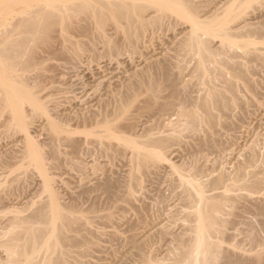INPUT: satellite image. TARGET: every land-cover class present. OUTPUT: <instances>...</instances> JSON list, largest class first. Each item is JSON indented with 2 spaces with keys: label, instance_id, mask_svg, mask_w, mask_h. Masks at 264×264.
I'll use <instances>...</instances> for the list:
<instances>
[{
  "label": "rangeland",
  "instance_id": "rangeland-1",
  "mask_svg": "<svg viewBox=\"0 0 264 264\" xmlns=\"http://www.w3.org/2000/svg\"><path fill=\"white\" fill-rule=\"evenodd\" d=\"M194 1L201 4L202 7H200V14L202 18H204L208 17L209 14L213 15L216 13H219L220 16H224V9L231 0ZM254 3L247 6V10L244 9L245 13L243 15L245 18L247 17L249 21L257 22L264 16V4L260 5L259 3ZM205 10H207L208 13ZM209 10L213 12H210ZM158 14L159 13L153 14V18L155 19L152 18L151 24L146 23L147 25H136L135 27H138L133 28L129 35L125 34L124 31H121L122 29L119 30L121 35L119 32L116 34V27H114L116 24L114 22L113 25L108 21L103 22L105 27L104 24H102V26L105 30L107 29L106 33H109L112 36L111 38H114L112 41L114 40L117 42V39L120 41V43L118 42L120 48L115 50L109 49L100 41L96 47H94L90 42L94 38H99V34L97 35V33L92 31H86V33H84L85 31L80 33L73 32L70 36L72 39L74 38L72 42L80 41V43L86 45L84 50L81 49V53L79 54L80 57L71 56L70 54H73L72 51L67 53V56L62 55L58 57L53 55L55 58L51 57V60L47 53L48 55H43L44 57H49V60L47 58L45 59L47 61L44 64L48 66H45L46 70L44 71V73H46L44 76L47 75V78H42L43 82L40 81L39 83L37 82L36 77H34L36 76V73H30V77L32 76L30 81L35 83V85L33 83L32 86L34 89L36 83L37 85H44V80L46 81L47 79L46 82L49 80L50 83L45 82L46 85L48 84L47 86H37L38 88H42L43 91H41V89L38 90L37 88L36 90L40 91V93L37 91V93H39L38 95L42 98L40 100L45 104L47 103L46 105L51 109H49L51 111V114L50 112L49 114L52 116L53 113H55L52 116L54 119L52 117L51 119H56L55 121L58 119L59 122H63V129L65 130L62 134L63 137L61 138L62 140L64 138L63 141L58 138L53 141L50 132L51 124H49V117L46 118V115L43 114L42 116L35 113H32L33 115L30 114L32 106L30 111V106L26 105V109L29 107L28 109L30 113L28 112V109L27 112L29 113V116L31 115L30 121L34 120L32 122L28 120L30 122L29 126H31L29 132L34 138V141L39 143V146H41L40 149L42 148V151L45 154L46 169H48L45 171L46 173L43 172V174L46 175L48 173V178L42 174L43 170L40 171V169H37V166L35 167L32 163H29V159H27L30 158L29 156L25 157L27 152H24V150H26L24 148H26L25 146L28 141L25 139L27 138V134L18 127H11L12 129L9 127L8 123H10L9 118H11V114L8 110H6L8 112H5V110H3L4 113L0 112V202L2 201L0 203V264L8 263L9 254L4 248V243L9 237L8 234L6 237L5 231L7 230L6 226L10 224L11 219H13L12 217H14L16 213V211L13 210L21 211L20 208H22L21 215L27 216L33 211L35 212L39 206L38 203L41 205L49 201H53L54 205L59 201L58 204H62L61 207H66V210L67 207H72L71 214L74 217H83V219L87 220V223L85 222L82 226L78 224L79 222H77L78 220L76 219L77 221L74 222L73 226L66 230L68 236H73L79 241L78 246L70 242L69 245L66 244V247L63 248L64 252L67 254L65 259L66 264H185L190 259L187 257L186 253L193 244L192 235L195 236V234L192 232L191 228H193L192 226L195 223L191 224L194 222V220L192 221L193 217L191 218V216H188L189 212H192L193 208L191 209V206L193 204L191 203L190 205L186 200L185 187L183 186V188L180 184V176L182 175L183 177L186 176L191 179L195 184H200L201 182L205 185L207 183L205 186L200 185L201 187L204 186L206 195L218 196L222 193L224 195L225 192L226 195L230 196V194H232L234 196L230 197H233L235 201L231 200L232 202H228L225 206V212L224 210L222 212L227 215L224 214V216L221 213L223 215V218H221L225 219L223 224L224 230H222L224 233L222 234L221 232L211 236V240L219 242L222 246V250L217 254L218 258L216 264H231L228 260L229 257H232L235 260H249L258 255L264 257V59H262V57H264V53L262 54V52H264L262 51L264 50V36L261 37V39L258 37V40L254 36L256 40H254L255 45L252 46L255 49L257 47L261 49L258 50L262 51L261 54L263 56L260 55L261 57H257L256 53L253 54V51L250 54H244L245 52L242 53L243 51H234L241 50L242 47L237 49L238 47L236 48L235 46L233 48H227L228 50L226 49V53L233 54L236 52L237 60L241 62L245 60L243 62L245 67L251 71L249 70L250 74L246 75V78H236L235 80L239 87L238 90H236L238 96L241 98L240 101L230 105L231 107L228 106V109L225 108L226 111L224 109L223 111L217 110L218 112L214 110L215 113L217 112L216 114L219 115L218 117L221 124L218 123L216 125V128H214L215 130H213L214 133H210L209 140H207L208 136L206 134L209 133L207 132V126H204L206 125L205 121V124H203V122L202 125L200 124V127H198L200 130L197 128L196 131H193L192 129L188 130V128H184L186 126L184 123L185 121L183 120V117L181 119L179 116L180 114H177L178 112L180 113L179 106L182 105L179 99L176 98L175 100H177V102L179 100L180 102H171L172 104L170 103L168 106L172 107L170 109H168L169 107H166L167 110H165V107H163L164 105L162 106L165 101L163 96L166 97L170 93L168 88H165L163 89L165 91L162 90L160 92V96L164 98L160 100L162 104L157 102L156 105L154 103V106H149L150 108L147 109V111L144 110L145 112H139L141 114H138V123L136 122L132 129H127L126 126L124 127V120H120L122 126L121 123H118L120 121H115L117 122V126L120 125V129L117 128L119 134L125 129V133L123 132L120 135H124V137L128 135L127 138L130 136L131 139H129L134 142L136 139L137 141L142 142L144 139V136L142 135L145 134L146 131L153 135V137H159L158 135H160V137H165L166 135L171 136L172 132H174L175 126L177 127L184 123V127L179 126V128H181L179 129L181 130L179 133L182 134L180 135L178 133L180 138L178 137L179 139L176 140V142H170L168 146H166V151L165 149L162 150L165 154V159L167 157V160H154L155 164L152 160V164L148 163L149 165H145L143 163V165H141V161L136 162V160H133L134 158L132 159V153L135 151V147L133 148L134 150H132V145H128V148L127 144L126 146L125 144L121 145L119 140L115 141L116 139H112V143L111 139L103 138L106 140L105 142L103 141V144L109 141L108 144L110 143L111 146L115 147L112 148V150L109 148V150L105 149L103 151V147L101 148L100 146L102 145V141H100L99 144V136L92 135L94 134L92 132L90 134L87 132L92 126H89L90 128L87 127L88 124L86 126V122H83V120L92 112H95L94 114H96L98 111L100 112L101 109L103 111L102 105L106 102L105 99L108 100L111 94L110 91L114 90L111 89V87L116 89L117 86H120L118 84L127 82L126 80L128 78L130 79V77H134V74L139 73V71L146 68H155L156 66L162 65L169 66L172 75L179 76L181 73L182 77L180 75V78H182L183 82L180 81V84L183 83L182 86L185 85L187 87V90L192 94V97L195 95L193 97L194 99L201 96V94H205L203 92L206 89L203 88H208V85H205L204 78L202 79L199 77L201 79L199 81L198 75H196L198 74L196 69L198 63L196 61L199 57L198 55L196 56V53L189 50L191 48L186 44V39L189 32H191V22L184 19L185 17H182V15H177L178 13H171L170 16H166L168 21L165 17H163L164 21L162 18L159 20V17L161 16H158ZM156 20L159 22L157 23ZM233 25L238 26L237 23ZM122 32L124 33L123 35ZM113 33L114 35H112ZM76 34L77 36H75ZM207 35L208 34H204L205 38L210 41L214 50L218 49L219 46L221 49L224 47L223 43L221 44L220 42L221 40L223 42L222 38L216 36H214L215 38L210 36V38L208 37L209 35ZM250 38L253 40V37H246L245 40H250ZM239 39L243 40L242 38ZM94 42H96L95 39ZM258 42L261 43V45L258 44ZM66 44L71 43L67 42ZM41 53L43 54L44 52ZM242 55L244 57H242ZM212 63L210 64L211 66L213 65ZM178 64L179 66L181 65L182 68H185L186 65L187 68H185L183 72H180L178 67H176ZM53 66L54 69L56 68L55 70L53 69ZM193 66H195V68ZM220 67L222 70L224 68L223 71L221 68L219 69V73L221 70L222 77L223 74L226 73L228 76L225 75L226 77L223 79L218 74L219 78H216L215 76H217V73L215 74L214 81H217L215 84H217L219 88L225 86V79L230 77L231 74L229 72L230 69H228L226 65H220ZM217 70L218 69H216V72H218ZM193 73L195 75H193ZM193 76H197V79ZM120 80H122V82ZM238 91L242 93L240 94ZM1 94L2 93H0V98L2 97ZM145 95L146 94L139 97V100L137 101V103L140 104L139 106L142 105L140 100L142 99L143 101L146 98ZM228 95L230 96V93H228ZM192 103L189 104L191 106L187 105V107L192 108ZM185 104L184 106H186ZM135 106L133 107V111L130 113L129 118L136 114L137 111L135 110L137 108ZM182 107L183 106H181L180 109ZM85 111H87V113ZM141 115L142 117H140ZM83 116H85V118ZM65 117L67 120L68 118L70 120L72 117V120L67 121ZM81 118L84 119L82 120ZM86 120L88 119L86 118ZM79 121L81 122V125H79ZM163 124L167 125L164 127ZM44 125H46L45 128ZM47 126L48 128H46ZM126 129L129 130V132ZM144 129L146 131H144ZM171 129L173 130L171 131ZM67 132L69 133L65 134ZM78 132H81L82 134H77ZM67 135L68 137L73 136V138L67 139ZM206 136L207 139H205ZM139 138L140 140H138ZM70 139L73 142L69 141ZM25 140H27L26 143ZM206 140L208 144L204 145L202 141L206 142ZM143 145L145 146L144 143ZM143 145L141 144V146ZM55 148H57V153H54L53 151ZM149 149L154 150L153 147ZM254 158L256 160H254ZM14 160L16 162L19 160L18 163L20 164V167H18L19 164ZM252 162L255 163L254 166L252 165ZM2 167L5 168L3 169ZM238 167L240 170L242 167V169L247 171V176H245L247 179L250 178L252 180L255 173H257V177L260 176L259 178L262 179V186L255 191L252 190L253 192H251L250 189L248 190V187L243 188V185L247 180L243 177L240 178L242 179V182L240 179L239 182H237L239 177V175H237V173L239 174ZM221 174H224V176L227 175L228 178L231 177V180L226 179L225 177L226 182L223 183L224 185L228 182H235L232 178H235L236 175L238 176L236 177L237 183L230 184L231 187L229 186V183L228 185L226 184V188L228 186L227 189L225 186L223 187V184L218 187L209 183L211 181L213 182L214 179L221 176ZM43 178L48 179V183L45 182L46 180ZM12 180L14 182H12ZM8 181L9 183H7ZM104 181H113V189L110 192H106V190L102 188V185H100L101 183L103 184ZM98 183L101 187L98 186ZM46 185L50 187L47 188L45 187ZM236 185H239V187ZM212 186L214 188H212ZM92 188L96 190L94 191ZM129 190H131V193ZM235 195H238V198ZM220 199L221 197L219 200ZM56 200L57 202H55ZM16 203L18 204L16 205ZM195 204L193 207L197 205ZM11 205L14 208H12ZM19 205L21 206L19 207ZM23 207L27 208L24 210ZM23 211L25 212L24 214ZM219 216L221 215L219 214ZM220 225L223 227L222 223Z\"/></svg>",
  "mask_w": 264,
  "mask_h": 264
},
{
  "label": "bare ground",
  "instance_id": "bare-ground-1",
  "mask_svg": "<svg viewBox=\"0 0 264 264\" xmlns=\"http://www.w3.org/2000/svg\"><path fill=\"white\" fill-rule=\"evenodd\" d=\"M207 1H209V0H207ZM210 2H212V1H210ZM254 2L259 3L260 5L264 4V0H231L227 4V7L224 6L225 7L224 12L225 13L222 12L224 14V16L221 15L222 16L221 17L219 13L217 14L215 12L216 14H213V15L209 14V16L204 17L205 18L204 19V18H202L201 14H200L201 13L200 7H202L201 4L199 2L194 1V0H0V93H2L1 94L2 97L0 98L1 99L0 110H2V111H0V112L4 113L3 110H5V112L9 111V113L11 114L10 115L11 118H9L10 123H8L9 127L10 128L11 127L12 128L18 127L20 129H22L27 134V138H25V139H27L28 141L25 140V143H26V141H27V143L25 146L26 148H24V149H26V150H24V152L26 151L27 154H26V156L24 154V156L25 157L29 156L30 158H27V159H29V163L30 164L32 163V165L33 166L35 165V167L37 166L38 167L37 169H40V171L43 170L42 171V174H43V172L47 171V169H48V168L46 169L45 154L43 153L42 148L40 149L41 146H39V143H36L37 141H34V138L31 136V134L29 132L30 131L29 128L31 127V126H29L30 122L34 121V120L30 121L31 115L29 116V113L31 111V106H32L33 112L31 111L30 114L35 113L37 115L40 114L41 116L43 114V115H46V118L49 117L48 119H50L49 120L50 123L49 122L48 123L51 124V126H50L51 130L50 129L49 130L52 134L53 141H55L54 139L57 140V138L60 140L63 137L62 134L65 130L63 129V126H64L63 122H59L58 119H57V121H55L56 119L53 120L54 118L52 116L55 113H53V115L51 116L50 115L51 109L48 108V106L46 105L47 103L45 104L44 102H42L40 100L42 98L38 95L40 93V91H38V90H40V89H41V91H43V90H42V88H38V87L41 86L42 84H38L39 85L38 86L36 83L35 89L32 87L34 82L32 83V81H30L32 79V76L30 77V75H31L30 73L35 72L36 76H34V74H33V76L36 77L37 82L40 83V81H42L45 77L47 78V75L44 76V74H46V73H44V71L46 70V67H48L47 65H44L47 61V60H45L46 58L47 59L49 57L55 58V56L59 57L62 55L67 56L68 55L67 53L72 52V51H73V54H70L71 56L80 57L79 54L81 53V49L84 50V48H86V45L83 43H80V41L79 42L78 41L72 42V40H74V38L72 39L70 36H71V33H73V32H79L80 33V32L85 31L84 33H86V31H89V32L92 31L94 33H97V35L99 34L100 36L98 35L99 38H94L96 42H94V39L90 42L94 45V47H96V45L100 41L103 44H105V46L108 47L109 49L115 50V49L120 48V45H119L120 41H118L117 38H116L117 42L114 40L112 41V39H114V38H111L112 36L109 33H108L109 35L106 33L107 29L106 30L104 29L105 24L103 22L108 21V22H111L112 25L115 23L116 25L114 27H116L115 28L116 34L119 32V30L122 29L121 31H124L125 34L129 35L130 32H132L133 28L138 27V26L135 27L136 25L140 26V25H143L146 23L151 24L152 23L151 20L154 17V15H153L154 13H159L158 16L159 15L161 16V17H159V20H160V18L163 19V17L166 18V16H170L171 13H173V14L178 13L177 15L180 14V15H182V17H185L184 19H187V20H189V22H191L190 23L192 25V26H190L191 30L189 29L191 32H189V35L187 34L188 35V37L186 39L187 42L186 41L185 42H186L187 46H189V48H191L189 50L196 53V56L198 55V57H199V59H198L199 62H198V60L196 61L198 63V65L196 63V65H197L196 69L198 72V74H196V75H198V78L199 77L202 79L204 78L205 79V81H204L205 85H208V88H203V89H206L203 92L205 94H203V95L201 94V96L196 97L194 99L193 97L195 95L192 97L191 96L192 94L189 93V91L187 90V87L185 85L182 86L183 83L180 84L181 83L180 81L183 82L182 78H180L181 73L179 76L178 75L177 76L172 75V72H170L171 69L169 68V66H165V65L156 66L155 68L151 66L152 68H149V69L146 68L147 70L146 69H144L142 71L138 70L139 73H136V74H134L135 73V71H134L133 74L135 76L134 77L129 76L130 79L126 78L127 82L124 81L125 83H123L122 80H120L122 83L118 84L120 86L116 85L117 86L116 89L111 87V89H114V90H112V91L109 90L111 93L109 96V99L108 100L105 99L106 102L103 101L104 102L102 105L103 111L101 109L102 106L100 105L101 106L100 112L98 111V113L94 114L95 112L91 111L93 114L91 113L92 114V115L90 114L91 116L87 115L88 117H86V118L88 120H86L85 116H83L85 118V119L83 118L84 120L81 118L83 120V122H86V126L88 124L87 127H89V126L93 127V129H92V127H91V129H89L90 128L89 127L88 128L89 131H87V130L86 131L89 134L92 132V133H94L92 135H95V136L98 135L99 136V144H100V141H102L101 143L103 146L102 145H100V146H101V148L102 147L104 148V149L102 148L103 151L105 149L109 150V148H110V150H112V148H115L114 146H111L110 143L108 144L109 141H107L106 143L103 144V141L104 142L106 141V140H104L105 138H108L111 140L116 139L115 141L119 140L120 141L119 143H121V145L122 144H125V146H126V144H127V146L132 145L133 146V147L131 146L132 150H134L133 148L135 147V151H134L135 154L132 153V155H133L132 159L134 158L133 160H136V162L141 161L140 162V163H142L141 165H143V163L145 165H149L152 160L153 161L154 160L155 161L156 160H160V161L164 160L165 161V160H167V157L165 159V154L162 152V150L165 149V151H166V149H167L166 146H168V144L170 142H172V143H173V141L176 142V140H178L180 138L179 136L182 134L179 133V132H181V130H179V129H181V128H179V126H183L185 123L186 126L184 125L185 126V127L183 126L184 128H188V130L192 129L193 131H196V129L198 127H200V124L202 125V123L205 121L206 125H204V126H207V130H208L207 132H209V133H206L208 136V139H207V136L205 139L209 140L210 133H214L213 132V130H215L214 128H216V125L218 123H220L219 117H218L219 115L216 114L218 112L217 110L223 111V109L225 110V108L228 109L227 108L228 106L236 103L237 101H240L241 98L237 94V90L239 87L236 84L237 82L235 80H236V78L237 79H239V78L242 79L243 77L246 78L247 77L246 75L250 74L249 73L250 69L245 67V64L243 63L245 60L243 62L237 60V58H236L237 53L236 52H235L236 53V55H235V53H233V52H232L233 54H230L228 52L226 53V51L228 50L227 48H233L236 46V48L238 47L237 49L242 47L243 50L241 48V50H234V51H237V52L243 51L242 53L245 52L244 54H246V53L250 54L253 51V54L256 53L257 57H261L260 55H262L264 53V52H262L264 50L258 51L261 49L258 47H257L258 49L257 48L255 49L252 47L253 45H255V41H254V40H256L255 38H257V40H258L259 38L261 39V37L264 36V16H263V18L261 17V19L259 21L252 22V21H249L247 17L245 18V16L243 15L245 13L244 9L247 10L246 7L253 4ZM204 6H206V5H204ZM208 6H209V4H208ZM210 6H211V3H210ZM220 10H221V8H220ZM258 10H260V9H258ZM205 11H207V10H205ZM210 12H213V11H210ZM207 13H208V11H207ZM153 19H155V18H153ZM257 20H258V18H257ZM163 21H164V19H163ZM167 21H168V19H167ZM158 22L159 21H157V23ZM236 23L238 26L233 25ZM102 24H104V27L102 26ZM143 27H145V26H143ZM94 33H93V35H94ZM124 33L122 32V35ZM119 34L121 35L120 32H119ZM204 34H208L209 35V36L207 35L208 37L212 36L213 38H215L214 36H216V37L222 38L223 42H222V40L220 42H221V44L223 43L224 49L223 48L221 49L219 46L218 49L214 50V48L210 44V41L207 38H205ZM112 35H114V33ZM75 36H77V34ZM254 36H255V38H254ZM246 37L247 38L253 37V40L251 38H250V40L249 39L245 40ZM239 38H242L243 40H241ZM70 39H71V41H70ZM79 40H81V39H79ZM67 42L71 43V44H66ZM256 43H257V41H256ZM258 44L261 45V43H259V42H258ZM59 45H60V47H59ZM41 52H44V53L42 54ZM261 52H262V54H261ZM47 53L49 54V57L48 56L44 57L43 55L44 54L46 55ZM115 53H116V51H115ZM53 55H55V56H53ZM242 57H244V56L242 55ZM262 59H264V57H262ZM51 60H52V58H51ZM254 61H257V60H254ZM249 62H250V60H249ZM211 63L213 64L212 65L213 67L210 65ZM216 63H217V66H216ZM214 64H215V66H214ZM220 65L221 66L226 65L227 68L230 69L229 72L231 73L230 74L228 72L230 74V77L225 79L226 84L224 83L225 86H223V87L221 86V88H219L218 85L215 84V82H217V81H214L215 74L217 73L216 74L217 76H215L216 78H219V76H221V78H223V79H224V77H226L228 75H226L227 74L226 73V74H223V77H222V74H221L222 68L220 67ZM249 66H250V63H249ZM51 67H49V68H51ZM176 67H178L180 72H183V70L185 68H187L186 65H185V68L184 67L182 68V66L181 65L179 66V64ZM193 67L195 68V66H193ZM215 67H217V68H215ZM220 68H221V70L219 73ZM53 69H54V66H53ZM142 69H143V67H142ZM216 69H218L217 70L218 72H216ZM223 70H224V68H223ZM218 74H219V76H218ZM193 75H195V74L193 73ZM181 77H182V75H181ZM193 77L196 78L197 76H193ZM200 78H199V81L201 80ZM46 81H47V79H46ZM46 81L44 80V85H42V86L46 85L45 84ZM48 82H49V80H48ZM48 82H46V83H48ZM240 82H242V81H240ZM243 82H245V81H243ZM184 83H188V82H184ZM116 84H117V82H116ZM219 84H221V83H219ZM34 85H35V83H34ZM114 85H115V83H114ZM236 85H237V87H236ZM189 87H190V85H189ZM36 88L38 90H36ZM165 88H168L170 93L166 97L163 96L165 98V101L163 100L164 102L162 101L163 102V104H162L160 100H162L164 98H162L160 96V94H161L160 92ZM43 89H44V87H43ZM37 91L39 93H37ZM163 91H165V90H163ZM228 93H230V96L228 95ZM144 94H146L145 95L146 98L143 101H142V99L140 100L142 105L139 106L140 104H138L137 101L139 100V97L141 95H144ZM176 98L181 101V104H182L181 106H183L181 109H180L181 106H179L180 113L178 112L177 114H180L179 116L181 117V119L183 117V120L185 122L182 120L184 122V123L182 122L183 125L177 124L178 125L177 127L174 125L175 126L174 132H172L171 136L166 135L167 137L166 136L160 137V135H158L159 137H156V136L153 137V135L149 134V132H147L144 129V131H146L147 133L145 132V134L142 135V136H144L143 137L144 139L142 140V142L137 141V139L134 142L133 140H130L131 139L130 136L127 138L128 135L126 137H124V135H120L121 133L124 132V130H125L124 128H122V129H124L123 132H121L119 134V131L117 128H119L120 125L117 126V124H116L117 122H115V121L124 120L125 121L124 127L126 126L127 129H130V128L132 129L134 127V125L136 124L137 120L139 119L138 114H141L142 113L141 111H143V112L147 111V109L154 106L153 105L154 103L157 105V102L162 104V106L164 105L163 107H165V110H167L166 107L168 108L169 107L168 105H170L171 102H174V101H176V103L180 102L179 100L177 102V100H175ZM193 99H194V102H193ZM182 102H184V103H182ZM191 103H192L193 107L192 108L187 107V105H189ZM184 104L186 106H184ZM26 105L30 106V111L28 109L29 107H27L29 113L27 112ZM135 105H137V106H135ZM177 105H180V104H177ZM134 106L137 108L135 111H137L138 113L136 112L135 115H133L132 117L129 118V115L133 111ZM175 106H176V104H175ZM189 106H191V105H189ZM171 107H169L168 109H170ZM6 110H8V111H6ZM163 110H164V108H163ZM214 110H216L217 112L215 113ZM49 112H50V114H49ZM85 112L87 113V111H85ZM88 112H89V110H88ZM139 112H141V113H139ZM175 112H177V111H175ZM51 117L53 119H51ZM89 117H90V119H89ZM140 117H142V115ZM71 118H70V120H72ZM65 119H66V117H65ZM61 120H62V118H61ZM68 120H69V118H68ZM67 121H66V123H67ZM205 122L203 124H205ZM74 123H75V121H74ZM80 123L81 122L79 121V125H81ZM118 123H121V121ZM176 123H177V121H176ZM167 124H169V123H167ZM167 124H165V125H167ZM46 125H44V128ZM84 125H85V123H84ZM165 125H164V127H165ZM72 126H74V125H72ZM121 126H122V123H121ZM142 126H144V125H142ZM147 127H148V125H147ZM46 128H48V126ZM90 130H92V131H90ZM139 130H143V129H139ZM172 130L173 129H171V131ZM199 130H197V131H199ZM127 131L129 132V130H127ZM152 132H150V133H152ZM68 133L69 132H67L65 134H68ZM80 133L81 132H78L77 134H80ZM178 133L180 135H178ZM77 134H75V135H77ZM128 134H130V133H128ZM164 134H167V133H164ZM133 135H134V133H133ZM66 137H67V139L73 138V136L68 137V135ZM88 139H87V141H88ZM63 140H64V138H63ZM85 140H86V138H85ZM92 140H94V139H92ZM138 140H140V138ZM207 140H206V142L202 141L204 143V145L208 144ZM212 140H213V137H212ZM69 141H72V140L70 139ZM97 141H98V139H97ZM112 143H113V140H112ZM143 143L145 144L146 147L143 145ZM75 144H76V140H75ZM141 144L144 146V148H143V146H141ZM138 145H140L141 147ZM201 145H203V144H201ZM116 146H118V145H116ZM129 146H128V148H129ZM152 147L154 148V150L149 149ZM124 148H126V147H124ZM156 148H159V149H156ZM116 150H117V147H116ZM126 150H128V149H126ZM53 151H54V153L58 152L57 148H55ZM113 151H114V149H113ZM252 154H254V153H252ZM13 158H14V156H13ZM251 159H252V157H251ZM256 159H257V157H256ZM256 159L254 158V160H256ZM155 161H154V164H155ZM10 162H11V160H10ZM18 162H19V160H18ZM18 162H16V163H18ZM254 162H256V161H254ZM158 163H159V161H158ZM11 164H12V162H11ZM22 164H23V162H22ZM26 164H28V163H26ZM254 164L255 163L252 162L253 166H254ZM157 166H158V164H157ZM18 167H20V164L18 165ZM23 167H25V166H23ZM2 168L4 169L5 167H2ZM245 168H247V167H245ZM238 169H239V167H238ZM238 172H239V174L237 173V175H239V177L236 175V177H238L237 182H239V179L243 178V177L245 180L249 181L250 178L247 179V177H245V176H247L246 175L247 171H245L241 167V170L239 169ZM26 173H24V174H26ZM20 174H21V172H20ZM179 174H181V173H179ZM250 174H252V173H250ZM256 174L257 173H255V176H253L254 179L253 178H252V180L250 179L249 182H247L243 179L245 181V184H244L245 186L243 185V188L248 187V190L250 189V191L253 192L262 186V179L259 178L260 176L257 177ZM13 175H15V174H13ZM7 176H6V178H7ZM44 176L48 178V173ZM225 177H226V179L231 180V177L228 178L227 175L224 176V174L223 175L221 174V176L215 178L213 182L210 180L211 182H209V183L211 185L218 186V187L222 186V184L224 182H226ZM236 177L232 178L235 180V182L237 179ZM180 178H181L180 184L182 185V187L183 186L185 187V188L184 187L183 188L185 189L186 200L190 203V205H191V203L193 205L195 203L197 204V205L195 204L196 206H194V207H193V205L191 206V209L192 208L193 209H192V212H189V215H188L189 217L191 216V218L193 217L192 221L194 220V222L191 224H194V223L195 224L192 226L193 228H191V227L190 228L192 229V232L195 234V236L192 235L193 236V238H192L193 244L189 248V251L186 253L187 257H189L190 259L185 264H216V261L218 258L217 254H218V252H220L222 250V246L219 242H215V241L211 240V236H213V234H215V235L217 233L219 234L222 232V230H224L223 224L225 222V219H222L223 218L222 216L226 213L223 214L222 212H223V210L225 212V206L227 205L228 202H230L231 200L232 201L234 200V198H233L234 196L229 193L230 196H233V197H230L229 195H226L224 192V195H223V193L218 195L219 198L221 197V199L219 200L218 196H214V195L210 196V195L205 194L206 191H205L204 186L207 183L205 185L202 184L201 182H200V184L199 183L195 184V182L193 183V181L191 179H189L186 176L183 177V175L180 176ZM13 180H14V178H13ZM13 180H12V182H14ZM44 180H46L45 182H47L48 179H44ZM241 180L242 179H240V181ZM9 181H11V180H9ZM9 181L7 183H9ZM227 181H229V180H227ZM104 182H103V184L101 183L100 185H102V188L104 190H106V192L107 191L110 192L113 189V184H114V183H112L113 181L112 182L107 181L105 183ZM235 182L232 181V183H234V184H235ZM228 183H229V186H230V184H232L230 182H228ZM228 183H226V184L228 185ZM96 184H95V186L97 187ZM137 184H138V182H137ZM180 184H179V186H180ZM197 184H199V185H197ZM226 184L225 185L223 184V187L225 186V188H226ZM41 185H43V184H41ZM100 185L98 183L99 187H101ZM200 185H204V186L201 187ZM45 187L49 188L50 186L46 185ZM237 187H239V185ZM43 188H44V186H43ZM212 188H214V187L212 186ZM227 188H228V186H227ZM129 191L131 193V190H129ZM89 193H90V191H89ZM236 197L238 198V195ZM236 197H235V199H236ZM48 199H50V198H48ZM53 200H54V198H53ZM85 200H86V198H85ZM43 202H45V201H43ZM55 202H57V200ZM58 202L55 205H54L53 201H49V202L41 204V205L38 203L39 206L35 210V212L32 209L33 212L27 216L21 215L22 214L21 213L22 208H20L21 211L20 210L19 211L13 210V211H16V213L14 212L15 215H14V217H12L13 219H11L10 224L6 226L7 228L5 227L7 230L6 231L4 230L6 233V237H7V234L9 237L8 240L5 241V243H4V245L6 246V247L4 246V248L7 250L8 254H9L8 255V263L6 262L7 264H50V263L51 264H66L65 259H66L67 254L64 252L63 248L66 247V244L69 245L70 242L77 245V246L79 243L77 238H75L73 236L72 237L68 236L66 234L67 233L66 230L70 229L73 226L74 222H76L77 220H78L77 222H79L78 224L82 225V226L87 220L83 219V217H81V218L74 217L71 214L72 207H67V210H66V207H61L62 204L59 205ZM17 204L18 203H16V205ZM20 206L21 205H19V207ZM25 206H27V205H25ZM11 207H12V205H11ZM12 208H14V207H12ZM25 208H27V207H25ZM25 208H24V210H25ZM8 209H9V207H8ZM10 210H11V208H10ZM26 210H28V209H26ZM13 211H12V213H13ZM24 213L25 212L23 211V214ZM219 214L221 216H219ZM221 223H222L223 227L220 225ZM2 227H4V226H2ZM188 230H189V228H188ZM223 233H224V231L222 232V234ZM48 235H51L52 237L48 236ZM0 247H1V245H0ZM6 256H7V254H6ZM228 260L231 264H264V257H262L260 255L256 256L253 259H249V260H235L232 257H229Z\"/></svg>",
  "mask_w": 264,
  "mask_h": 264
}]
</instances>
